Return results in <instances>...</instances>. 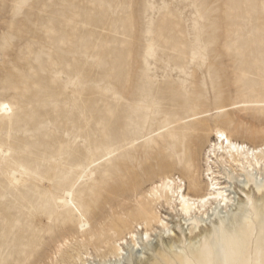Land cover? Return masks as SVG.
I'll list each match as a JSON object with an SVG mask.
<instances>
[{
	"label": "rangeland",
	"instance_id": "374dc122",
	"mask_svg": "<svg viewBox=\"0 0 264 264\" xmlns=\"http://www.w3.org/2000/svg\"><path fill=\"white\" fill-rule=\"evenodd\" d=\"M0 101L14 106L0 114V264H53L63 236L66 251L90 254L87 264H193V246L221 219L245 236L249 264H264V189L252 182L234 184L229 207L207 217L162 210L174 234L157 226L139 250L128 239L120 257L109 253L115 241L65 231L77 207L99 229L141 223L136 195L122 189L145 196L165 173L181 175L214 126L264 145V0H0ZM257 178L264 186V171ZM66 189L74 203L58 208ZM121 228L120 237L130 226Z\"/></svg>",
	"mask_w": 264,
	"mask_h": 264
},
{
	"label": "bare ground",
	"instance_id": "6f19581e",
	"mask_svg": "<svg viewBox=\"0 0 264 264\" xmlns=\"http://www.w3.org/2000/svg\"><path fill=\"white\" fill-rule=\"evenodd\" d=\"M13 112L14 106L11 103L0 101L1 117H10ZM205 145H207L205 150L207 180L203 183L201 178L198 177L197 173H199L200 167L196 162L199 161ZM1 153L6 155V149L1 148ZM190 155L189 162L192 165L178 166V171L181 173L178 177L174 176L172 171L165 173L159 178L158 183L153 182L151 184V188L145 196L138 195L139 193L134 188L132 190L130 188L125 189L126 187L122 189L124 195L126 191L129 193L128 190L136 195V206L133 209L138 212L134 216H138L141 223L135 222L134 219L129 217L126 220L111 221L106 224L104 229H99L92 224V218L94 217H91L88 211L83 212L77 207L69 220L72 227L66 228L65 231H75L76 234L82 237L89 236L90 243L98 242L100 245L108 246L112 241H115L113 242V249L109 253L114 257H120L124 254V247H129L128 239L133 243L134 247H137L136 250H139L143 244H146L151 239L152 234L150 232L155 231L157 226H161L174 234L168 228L169 224L166 220L169 217L162 216V210L166 209L169 212L168 215H180L183 221L194 220L193 214L199 213L207 217L209 214L208 210L212 209L214 205L216 206L215 208L221 206L229 207V204L233 201L229 191L234 184L248 189L249 183L252 182L258 193H261L264 189V186L258 183L257 178L259 172L264 171V145L257 147L250 145L245 141H240L224 128L214 126L210 128L207 135L197 137L193 143ZM223 169L225 170L223 171ZM7 175L15 183L21 182L24 178L22 172L16 168H8ZM88 175H93V171L90 170ZM243 175L245 176L244 180L238 179ZM58 201V208L72 205L74 203V193L72 190L66 189L58 197ZM106 204H109V201H106ZM120 206L125 207V205ZM112 209L110 207V210ZM113 213L117 214L118 210H113ZM51 222L52 219L49 217L44 220L47 231L51 230ZM196 223H200V221H196ZM121 227L128 228L127 233L122 237L118 235V230L122 229ZM140 230L143 234L139 238L138 233ZM52 241L54 242L53 238ZM55 243L58 244L57 246L55 245L56 249L54 251L57 261L55 263L52 262L53 264H87L90 254L87 251L82 252L81 247L73 249V253L64 249L65 247H70V240L67 237L63 236V240L57 239ZM82 246L86 245L83 243ZM94 248L98 249V246L94 245ZM166 248L177 257L181 256L176 251V246L173 242L168 243ZM158 251L161 253L163 249L160 247ZM106 257L105 253L102 258Z\"/></svg>",
	"mask_w": 264,
	"mask_h": 264
},
{
	"label": "clouds",
	"instance_id": "9594fccd",
	"mask_svg": "<svg viewBox=\"0 0 264 264\" xmlns=\"http://www.w3.org/2000/svg\"><path fill=\"white\" fill-rule=\"evenodd\" d=\"M207 241L205 244L203 239L193 246V264H249L244 256L246 238L243 234L227 239L210 236Z\"/></svg>",
	"mask_w": 264,
	"mask_h": 264
},
{
	"label": "snow or ice",
	"instance_id": "6c2138e0",
	"mask_svg": "<svg viewBox=\"0 0 264 264\" xmlns=\"http://www.w3.org/2000/svg\"><path fill=\"white\" fill-rule=\"evenodd\" d=\"M227 203V201H225ZM227 221L224 219H221L219 226L215 229V231L212 233V237L214 239H219V238H235L237 236L236 232L234 230L229 231L226 228ZM251 227V225H250ZM207 237L205 238V244H207ZM223 252V249H221Z\"/></svg>",
	"mask_w": 264,
	"mask_h": 264
}]
</instances>
